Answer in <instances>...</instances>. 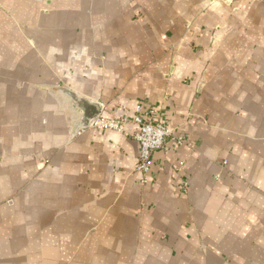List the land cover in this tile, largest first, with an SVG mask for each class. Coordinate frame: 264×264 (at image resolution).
<instances>
[{
  "label": "crops",
  "instance_id": "obj_1",
  "mask_svg": "<svg viewBox=\"0 0 264 264\" xmlns=\"http://www.w3.org/2000/svg\"><path fill=\"white\" fill-rule=\"evenodd\" d=\"M0 264H264V0H0Z\"/></svg>",
  "mask_w": 264,
  "mask_h": 264
},
{
  "label": "built area",
  "instance_id": "obj_2",
  "mask_svg": "<svg viewBox=\"0 0 264 264\" xmlns=\"http://www.w3.org/2000/svg\"><path fill=\"white\" fill-rule=\"evenodd\" d=\"M154 109L138 107L136 113L129 117H113L100 112L89 126L97 131H109L129 134L127 127L133 125L135 131L130 135L139 143L140 151L136 165V172L142 175L143 182H148V174L153 165V154L159 150H166L172 132L157 118Z\"/></svg>",
  "mask_w": 264,
  "mask_h": 264
},
{
  "label": "water",
  "instance_id": "obj_3",
  "mask_svg": "<svg viewBox=\"0 0 264 264\" xmlns=\"http://www.w3.org/2000/svg\"><path fill=\"white\" fill-rule=\"evenodd\" d=\"M88 126V124H86L84 127H87Z\"/></svg>",
  "mask_w": 264,
  "mask_h": 264
}]
</instances>
